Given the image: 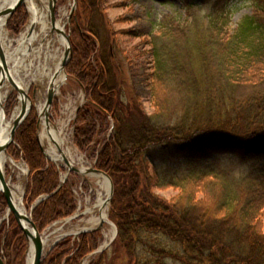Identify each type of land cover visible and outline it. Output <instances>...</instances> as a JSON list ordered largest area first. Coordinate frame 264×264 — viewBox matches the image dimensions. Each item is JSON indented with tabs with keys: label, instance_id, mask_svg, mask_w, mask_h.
Listing matches in <instances>:
<instances>
[{
	"label": "trees",
	"instance_id": "obj_1",
	"mask_svg": "<svg viewBox=\"0 0 264 264\" xmlns=\"http://www.w3.org/2000/svg\"><path fill=\"white\" fill-rule=\"evenodd\" d=\"M204 1L212 7L195 28L182 29L174 18L158 24L152 77L164 101L155 103L156 114L124 100L110 84L105 64L95 56L97 34L91 28L93 36L80 35L67 65L87 95L74 120V143L114 181L110 218L118 228L117 246L130 254L136 243L149 248L152 257L136 264H163L167 258L178 264H264V165L235 170L201 161L213 151L264 152V82L254 87L259 93L250 101L241 97L253 87L245 78L264 79V0H249L253 14L232 33L233 0ZM16 14L11 23L24 21V12ZM32 124L20 129L18 141L32 155L28 190L36 199L57 190L59 174L53 164L46 167ZM152 147L184 162L165 159L150 166ZM165 188L176 189L178 199L168 202L154 191ZM75 204L66 183L34 209L33 221L42 231L72 215ZM19 234L16 250L23 254L26 238ZM151 237L168 240L170 247ZM98 240L95 233L81 235L76 244L67 238L51 250L46 264H80ZM107 254L90 264H106Z\"/></svg>",
	"mask_w": 264,
	"mask_h": 264
},
{
	"label": "rangeland",
	"instance_id": "obj_2",
	"mask_svg": "<svg viewBox=\"0 0 264 264\" xmlns=\"http://www.w3.org/2000/svg\"><path fill=\"white\" fill-rule=\"evenodd\" d=\"M232 4L234 12L228 26V30L231 33L237 29L238 23L243 17L252 15L254 11L249 0H233ZM211 7L209 1L204 0H76V4L74 3V0H57L55 16L57 20L61 18L62 24L65 25V33L69 39L72 52L70 61L74 56L75 42L77 43V41L80 40V35L91 34L93 36V33L97 34L93 39L98 47L95 56L101 60V63L103 62L105 64L103 65L105 67L104 72L108 81L110 82L111 80L113 85H116L119 89V95H122L124 100L137 101L146 114L153 115L158 111L155 103L157 104L158 100L161 102L164 101V92L156 86V83L153 80L154 77H152L154 65L152 57V41L155 36L157 37L161 34V31L158 30V24L161 21L167 20V18H174V24L179 25L182 29L188 26L195 28L198 19L207 15L210 12ZM19 11L24 12V21L11 23L13 17L20 16V14H16V12ZM16 12L6 24V31L13 37L20 36L29 24L30 16L27 1L25 6H22ZM90 28L93 33H89L88 29ZM177 33L179 32H171V34ZM8 66L11 73H13L12 67L14 66V61H11ZM65 73L67 81L61 87L60 94H56L54 97L49 110V124L61 128L63 131L62 134L69 146L83 157V163L81 166H73L78 168H96V160L92 157V154L80 151L75 145L73 139L74 120L77 116L78 110L86 104L87 95L77 78L67 70V67ZM243 81L244 83L247 82L248 84H253V87H249L250 89L245 90L244 94L241 95L243 100L248 101L250 96L259 93V88L254 87L259 83L263 84L264 79L253 77L245 78ZM10 87L11 85H9L8 88ZM153 88L156 90L153 91ZM25 92L29 96L31 108L27 117L17 129L14 142L7 149V156L17 163L25 164L29 171L27 174H22L7 163L3 168L6 181L11 187L20 183L22 184V206L26 214L31 215L33 219V212L35 209L34 204L39 198L46 195H41L36 199H32L31 193H29L30 168L27 159H32V155L29 153L28 149L21 146L18 141V135L21 128L25 126L29 127L30 123L34 121V124H32L30 128L35 132V146H37V149L42 153L46 162V167L50 164H53L56 167L59 174L58 187L62 183L63 176L67 174V179L62 184V187L67 183L68 186L71 187L76 201V210L74 213L66 218L56 220L47 225L42 231H40L44 236L47 229L51 226L62 224V222L69 217L78 214V211L84 209L86 204L95 203L99 187L97 184V178L91 177L90 175H80L70 172L68 171L69 168L66 164L59 166L45 155V147L39 136L41 116L39 115L36 106L39 97V90L33 85L29 91ZM17 98L18 93L13 89L8 99L3 103V109L8 119L11 118L15 106L17 105ZM46 99L47 96L45 101ZM112 127H114L113 123H111V128ZM41 146H43V150L41 149ZM205 156L204 159L202 156V162L205 160V162L209 164H216L225 167V169L231 168L240 170L246 167L249 168L250 166L261 167L264 165V152L246 155L235 150H222L213 151ZM165 159L170 160L174 165H181V162H184L181 158L179 159L176 154L165 155L163 153L161 154L158 149L151 148L148 155V160L151 164L150 166L154 165L153 162L155 165H160ZM154 191L157 195L166 199L168 202L171 200L176 201L179 197L177 190L174 188L155 189ZM112 201L113 198L108 205L109 218ZM83 218L84 217L79 216L73 219L70 225L77 224ZM110 221L117 227L111 218ZM110 230L111 227L103 226L100 231L94 232L99 238L97 241V248L87 254L80 264H82V262L90 264L93 258H97L102 254L100 253L86 259L87 256L91 255L107 243V238L111 233ZM20 231L21 229L14 216L12 214L8 215L7 203L4 196L0 193V256L6 264H27V242H25L23 254L16 250L17 242L15 238L19 237ZM262 231L264 233V219L262 221ZM63 237L64 236L55 234L52 239L48 241L45 246L42 264L47 263V259L51 252L50 249L55 241L60 240ZM80 237L81 235L67 236L61 239L59 243L70 238L71 242L76 244L80 240ZM150 242L155 244L165 243L164 246L166 248L170 247L168 240L151 237ZM136 244L137 251L135 249L133 253L130 254L128 248L117 246L118 244L115 239L105 250L108 252L106 264H136L142 257H152L148 247L139 243ZM63 256L62 263L65 262V258L67 257L66 255ZM162 262L163 264H178L169 258L164 259Z\"/></svg>",
	"mask_w": 264,
	"mask_h": 264
},
{
	"label": "bare ground",
	"instance_id": "obj_3",
	"mask_svg": "<svg viewBox=\"0 0 264 264\" xmlns=\"http://www.w3.org/2000/svg\"><path fill=\"white\" fill-rule=\"evenodd\" d=\"M17 0H0V11L16 3ZM51 0H27L29 11V24L18 37L11 36L6 31L5 20L0 21V42L3 45L9 61H14L11 73L15 81L24 91H29L33 85L39 90L37 110L41 116L40 139L44 144L48 158L57 165L63 166L65 160L71 165L83 163V157L74 151L63 136V131L56 125L45 123V98L49 91L60 94L61 87L67 81L66 73L63 69L64 53L67 48V36H65V25L62 19L52 23L49 17V4ZM13 56V58H12ZM9 62V63H10ZM19 79V81H18ZM7 83L0 92V144H4L9 137L13 122L21 111V102H18L8 119L3 103L8 99L13 88ZM65 147V148H64ZM9 163L14 169L22 174L27 173V168L23 163H17L10 157L1 156V167ZM69 168V167H68ZM97 178L98 194L95 203L86 204L84 209L78 211L77 217H84L75 225H70L72 220H65L62 224H55L47 229L44 234L45 246L55 234L65 236L75 234L83 230H93L101 223L103 226L111 227L109 242L114 236L115 229L110 221L108 213V199L110 196L108 180L99 175L89 174ZM66 175L63 176V180ZM13 194L15 207L22 211L23 186L17 184L10 186ZM9 215V213H8ZM34 258L32 244L27 255V264H32Z\"/></svg>",
	"mask_w": 264,
	"mask_h": 264
},
{
	"label": "water",
	"instance_id": "obj_4",
	"mask_svg": "<svg viewBox=\"0 0 264 264\" xmlns=\"http://www.w3.org/2000/svg\"><path fill=\"white\" fill-rule=\"evenodd\" d=\"M26 1L27 0H17L15 4H13V5L7 7L6 9L0 11V21H1V19H4L5 25H6L7 22L9 21V19L15 14V12L19 8H21L22 6H25ZM56 3H57V0H51L50 4H49V17H50V20L52 23H56V21H57L56 16H55ZM74 3L76 4V0H74ZM64 35L66 36V34H64ZM67 42H68V44H67V48L65 49L64 62H63L64 71L66 70V67L70 61V57H71V53H72L68 37H67ZM9 62L10 61H9V59L5 53L3 45L0 42V92H1V90H3L5 85L8 83L18 93V98L16 100V103L21 102V111L18 114L15 121L13 122L8 140L4 144H0V193L4 196V199L7 203L8 213L12 214L14 216L19 228L21 229V231L23 232V235L26 238L27 245H28V251H29L30 245L32 244L33 253H34V258H33L32 264H42L44 253H45V240H44L43 234L40 233V231L38 230L36 224L34 223L32 217H31V215H28V214H26V212H22L15 207V205L13 203V194H12L11 188L9 186V183L6 181L4 169L1 167V156L2 155L7 156V149L14 142L15 133H16L17 129L20 127V125L22 124V122L27 117L29 110L31 108V103H29V96L23 90V88L21 86H19L17 81H15L12 77L11 70L9 69V66H8ZM54 97H55L54 92L49 91V93L47 95L46 102H45V107H44L45 108V116L44 117H45V123L47 125H49V122H50L49 110H50V107L53 103ZM41 149L42 150L44 149L43 146H41ZM45 155L47 156V154H45ZM7 157H9V156H7ZM65 163L69 167L68 171H70V172H74V173H77L80 175L95 174V175L105 177L109 182L110 196L108 199V205L110 204V202L113 198V194H114V184H113L112 178L106 172H103L97 168H85V167L78 168V167L71 165L68 160H65ZM28 171L29 170L27 168V173H28ZM66 179H67V174H66L64 180L62 179V183L57 188V190L50 195H46V196H43L40 199H38L36 201V203L34 204V208L38 204H40L41 202L50 198L54 193H56L62 187V184L66 181ZM75 218H77V214H74L73 216L69 217L66 220H73ZM113 226L115 229V233H114V236L112 237V239L109 242L105 243L103 246H101L97 251H95L91 255L87 256L86 259L88 257H92V256H95L97 254L104 252L110 246V244L113 243V241L116 239L117 234H118L117 227L115 225H113ZM102 227H103V223H101L97 228H95L93 230H83V231L77 232L75 234L65 235V237L70 236V235L78 236V235L87 234L90 232H98L102 229ZM63 238H61V239H63ZM60 240L55 241V243L53 244L51 249ZM27 255H28V252H27ZM0 264H6L1 256H0ZM82 264H85V262L84 263L82 262Z\"/></svg>",
	"mask_w": 264,
	"mask_h": 264
}]
</instances>
